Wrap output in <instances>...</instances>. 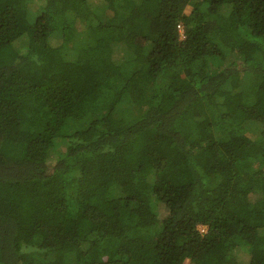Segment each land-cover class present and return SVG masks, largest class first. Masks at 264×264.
Returning a JSON list of instances; mask_svg holds the SVG:
<instances>
[{
    "label": "trees",
    "instance_id": "trees-1",
    "mask_svg": "<svg viewBox=\"0 0 264 264\" xmlns=\"http://www.w3.org/2000/svg\"><path fill=\"white\" fill-rule=\"evenodd\" d=\"M0 264H264V0H0Z\"/></svg>",
    "mask_w": 264,
    "mask_h": 264
},
{
    "label": "rangeland",
    "instance_id": "rangeland-1",
    "mask_svg": "<svg viewBox=\"0 0 264 264\" xmlns=\"http://www.w3.org/2000/svg\"><path fill=\"white\" fill-rule=\"evenodd\" d=\"M187 12L189 13V12H190V9H188ZM201 229H203V228L201 227ZM202 231H203V230H202Z\"/></svg>",
    "mask_w": 264,
    "mask_h": 264
}]
</instances>
